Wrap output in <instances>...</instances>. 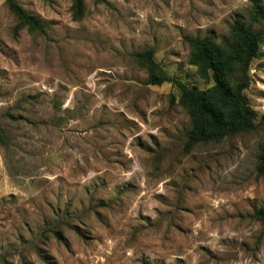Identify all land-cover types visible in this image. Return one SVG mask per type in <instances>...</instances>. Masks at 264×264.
Returning <instances> with one entry per match:
<instances>
[{
	"label": "rangeland",
	"instance_id": "1",
	"mask_svg": "<svg viewBox=\"0 0 264 264\" xmlns=\"http://www.w3.org/2000/svg\"><path fill=\"white\" fill-rule=\"evenodd\" d=\"M0 0V264H264V0ZM263 34L245 89L257 126L185 148L172 82H146L132 53L205 88L188 39ZM62 238L58 239L54 231Z\"/></svg>",
	"mask_w": 264,
	"mask_h": 264
},
{
	"label": "trees",
	"instance_id": "2",
	"mask_svg": "<svg viewBox=\"0 0 264 264\" xmlns=\"http://www.w3.org/2000/svg\"><path fill=\"white\" fill-rule=\"evenodd\" d=\"M4 1L19 26H26L38 33L44 32L45 26L37 15L27 12L17 0ZM72 1L73 17L80 19L84 13V0ZM250 15L251 21L264 20L263 6L253 3ZM262 42V32L247 25L241 18L233 20L226 40L218 41L210 34L188 39L189 63L197 67L202 78L212 81L205 88L169 77L154 58L152 47L131 55L137 65L147 70V83L161 85L170 81L177 88L178 103L186 111L191 124L186 131L185 142V148L189 150L199 142L219 141L256 128L257 113L244 91L250 84V63L258 56ZM6 140L0 127V142ZM257 169L259 173H264V145L259 148ZM253 217L264 224V206L257 208ZM54 233L58 239L62 238L60 231L55 230Z\"/></svg>",
	"mask_w": 264,
	"mask_h": 264
}]
</instances>
